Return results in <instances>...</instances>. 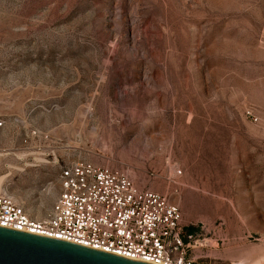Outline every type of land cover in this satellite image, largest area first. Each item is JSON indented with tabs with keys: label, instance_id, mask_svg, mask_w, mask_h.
<instances>
[{
	"label": "rangeland",
	"instance_id": "obj_1",
	"mask_svg": "<svg viewBox=\"0 0 264 264\" xmlns=\"http://www.w3.org/2000/svg\"><path fill=\"white\" fill-rule=\"evenodd\" d=\"M0 122L34 217L65 163L123 166L207 240L198 263L264 264V0H0Z\"/></svg>",
	"mask_w": 264,
	"mask_h": 264
},
{
	"label": "built area",
	"instance_id": "obj_2",
	"mask_svg": "<svg viewBox=\"0 0 264 264\" xmlns=\"http://www.w3.org/2000/svg\"><path fill=\"white\" fill-rule=\"evenodd\" d=\"M246 116L259 122L251 110ZM57 184L59 192L43 218L0 192V228L139 263L200 264L191 253L207 247V240L183 225L179 206L138 185L127 168L68 162L60 166Z\"/></svg>",
	"mask_w": 264,
	"mask_h": 264
},
{
	"label": "water",
	"instance_id": "obj_3",
	"mask_svg": "<svg viewBox=\"0 0 264 264\" xmlns=\"http://www.w3.org/2000/svg\"><path fill=\"white\" fill-rule=\"evenodd\" d=\"M0 264H145L67 242L0 228Z\"/></svg>",
	"mask_w": 264,
	"mask_h": 264
},
{
	"label": "bare ground",
	"instance_id": "obj_4",
	"mask_svg": "<svg viewBox=\"0 0 264 264\" xmlns=\"http://www.w3.org/2000/svg\"><path fill=\"white\" fill-rule=\"evenodd\" d=\"M5 178L6 177L0 178V192H6V190H3V182H4ZM37 212H38L39 215L36 218H40L39 217L40 216V212H41L40 209H38Z\"/></svg>",
	"mask_w": 264,
	"mask_h": 264
}]
</instances>
